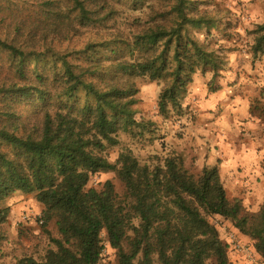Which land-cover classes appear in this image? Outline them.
Returning a JSON list of instances; mask_svg holds the SVG:
<instances>
[{
	"label": "trees",
	"instance_id": "obj_1",
	"mask_svg": "<svg viewBox=\"0 0 264 264\" xmlns=\"http://www.w3.org/2000/svg\"><path fill=\"white\" fill-rule=\"evenodd\" d=\"M141 1L0 0V202L16 192L35 193L44 225L56 220L61 235L44 260L25 257L13 264H99L103 232L118 264H154V257L160 264H230L210 216L229 219L252 236L264 258V204L255 215L243 214L240 201L228 199L218 166L196 178L175 157L148 165L124 151L115 166L124 196L111 181L101 190L87 188L108 168L103 153L118 145L119 132L140 126L136 90L114 80L97 86L94 79L107 76L99 63L108 58L118 72L164 81L163 115L187 96L199 68H217L188 34L187 25L199 23L187 15L189 0H169L162 20L132 42L116 34L48 56V45L72 39L79 27L111 21L115 5ZM254 33L257 55L264 51V23ZM128 51L137 52L134 62L121 60ZM6 211L0 210L1 220Z\"/></svg>",
	"mask_w": 264,
	"mask_h": 264
},
{
	"label": "rangeland",
	"instance_id": "obj_2",
	"mask_svg": "<svg viewBox=\"0 0 264 264\" xmlns=\"http://www.w3.org/2000/svg\"><path fill=\"white\" fill-rule=\"evenodd\" d=\"M189 1L193 5L187 15L199 23L187 25L188 34L210 53L217 68L212 65L199 68L188 85L187 96L179 106H169L167 114L163 115L159 110V96L164 81L118 72L115 69L117 62L108 58L99 63L107 76L103 81L94 79L97 86L114 80L120 86L136 90L134 98L138 103L133 110L140 126L119 132L118 145L108 147L103 153L108 168L92 176L87 188L101 190L107 181H111L116 193L123 197L125 188L115 166L124 151H130L141 164L148 165L175 157L196 178L205 167L217 165L222 171L228 199L231 202L239 200L243 214L252 216L264 204V158L258 165L250 164L252 170L246 166L244 155L252 153L244 149L246 127L236 123L230 128L223 127L222 115L227 108L225 92H264V51L257 55L252 51L254 32L264 23V0ZM168 2L142 0L138 6L115 5L116 12L111 21L90 28L79 27L78 35L72 39L48 45L50 51L47 54L53 60L54 54L80 50L91 42L107 40L116 34L132 42L143 28L162 20L161 15L167 14ZM137 56L136 51H128L121 60L134 62ZM82 70H86L85 67ZM263 99L255 95L248 102L251 115L264 121ZM18 109L23 113L28 111ZM253 130L249 128V134ZM261 136L264 138V130ZM247 149L251 148L247 146ZM225 158H232L236 166L224 169ZM234 176H239L238 181ZM4 209L7 213L4 220L0 219V264H13L25 257L42 261L50 250H56L53 240L61 239L56 220L44 225V206L37 202L35 193L10 195L0 202V210ZM209 221L228 247L230 264H264L252 236L241 232L231 220L221 216H210ZM101 238L104 250L99 264H118L117 251L111 248L105 232ZM154 264H160L157 257H154ZM206 264L216 263L211 259Z\"/></svg>",
	"mask_w": 264,
	"mask_h": 264
},
{
	"label": "crops",
	"instance_id": "obj_3",
	"mask_svg": "<svg viewBox=\"0 0 264 264\" xmlns=\"http://www.w3.org/2000/svg\"><path fill=\"white\" fill-rule=\"evenodd\" d=\"M258 95L261 98H264V92H225V107H227L223 112V120L224 124L223 127H228L233 123L244 125L246 128V139H244V143L246 147L244 148L245 151L252 152L249 155H244L243 162L248 166L250 169L252 165L260 164L264 158V138L261 136V132L264 130V121L259 117L255 118L251 115L250 112V103L248 99L252 96ZM262 104L264 105V99L261 100ZM249 128H253L252 134H249ZM249 146L251 149H247ZM260 155H259V154ZM230 159V160H228ZM242 162V163H243ZM217 166V165H210ZM221 166V164H220ZM224 169H228L230 167L236 166V161L232 158H225L224 159ZM253 169V167H252ZM251 169V170H252ZM238 170V169H237ZM257 170V169H256ZM220 176L222 177V171L219 170ZM245 172H243L244 174ZM236 174V173H232ZM237 175V174H236ZM247 175H250L248 173ZM239 176H234V179L237 180ZM223 181V179H222ZM238 181V180H237ZM236 181V182H237ZM227 192V191H226Z\"/></svg>",
	"mask_w": 264,
	"mask_h": 264
}]
</instances>
